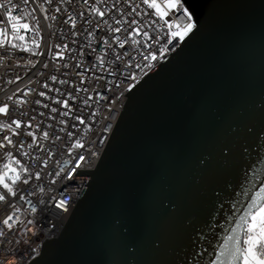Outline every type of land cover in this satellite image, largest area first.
Here are the masks:
<instances>
[{
	"label": "water",
	"instance_id": "water-1",
	"mask_svg": "<svg viewBox=\"0 0 264 264\" xmlns=\"http://www.w3.org/2000/svg\"><path fill=\"white\" fill-rule=\"evenodd\" d=\"M189 4L196 27L127 93L85 190L29 264L214 259L249 199L251 184L236 186L246 127L264 124V0Z\"/></svg>",
	"mask_w": 264,
	"mask_h": 264
},
{
	"label": "built area",
	"instance_id": "built-area-1",
	"mask_svg": "<svg viewBox=\"0 0 264 264\" xmlns=\"http://www.w3.org/2000/svg\"><path fill=\"white\" fill-rule=\"evenodd\" d=\"M13 3L21 5L15 14L30 27L19 33L23 41H12L17 48L0 43V107L8 108L6 114L0 113V140L5 135L12 140L7 149L0 148V172L10 162L6 151L12 153L11 161H21L16 166L20 180L8 181L15 195L0 200V264H29L42 243L59 233L85 190L88 180L82 174L95 168L127 93L181 41L177 38L169 45L172 50L160 56V48L168 44V28L142 9H137L141 15L133 13L141 0ZM99 11L105 13L103 18ZM133 19L136 24L129 26ZM168 19L181 27L186 23L182 15ZM0 29L11 40L7 24H0ZM149 53L157 56L151 69L145 66ZM11 120L21 123L23 132L18 136L4 130ZM29 131L35 140L27 136ZM4 195L0 188V196ZM9 216L11 228L3 224Z\"/></svg>",
	"mask_w": 264,
	"mask_h": 264
},
{
	"label": "snow or ice",
	"instance_id": "snow-or-ice-1",
	"mask_svg": "<svg viewBox=\"0 0 264 264\" xmlns=\"http://www.w3.org/2000/svg\"><path fill=\"white\" fill-rule=\"evenodd\" d=\"M124 2H126V0H124ZM22 3L26 5L28 0H22ZM113 7H118V3L114 4ZM261 7H264V5ZM20 8L21 5L13 3V0H2V2H0V9H3L2 16H0V24L6 23L12 33L11 40H8L7 33L3 29H0V37L5 38V40L0 41V43H10L13 49L17 48V45L12 43V41L17 39L23 41L25 37L19 35V33L21 30L27 32L30 27L28 23L22 22V16L15 14ZM137 9H142L146 16L155 17L158 21L163 22V24L167 26L168 44L160 48L159 54L161 57H164L166 52L172 50L169 45L173 44L177 38L183 41L196 27V24L193 23L195 16L194 4L190 5L189 0H141V3L136 5V8L133 9L135 15H141V11H137ZM98 15L103 18L105 13L99 11ZM180 15L186 20V23L182 27L174 24V22H170L168 19L169 16H176L178 19ZM116 23L119 24L120 21L117 20ZM128 23L129 26L134 25L136 24V20L133 19ZM114 30L119 32L121 29L116 28ZM143 35L147 36L148 33L145 31ZM154 39L159 41L158 36ZM104 43L107 44V41ZM33 44L39 47L35 41H33ZM120 46L123 48L124 44L121 43ZM28 50L27 48L23 49V51ZM93 51H95V49H93ZM117 59H119V57H117ZM146 59L149 63L145 66L151 69L153 67L151 61L157 60V56L149 53ZM53 79H55V77H53ZM40 95L43 96L44 93L41 92ZM37 103H39V101H37ZM64 106L67 107V104ZM52 111L56 112L57 109L53 108ZM7 112L8 108L6 105L0 107V113L6 114ZM65 115H67V113H65ZM10 123L11 126H14L15 131H13L11 126L4 125L5 131L12 132L14 136H18L23 132L20 122L11 120ZM81 123H83V121H81ZM246 133L247 139L240 145V157L243 163L241 171L237 176L236 186L243 187L245 181L251 184V188L248 189L249 199L245 206L240 209V215L234 218L233 226L221 238L222 242L218 241L217 244L212 245L213 251L211 255L214 256V259H210L208 264H264V152L257 151V142L264 139V124L260 125L258 130L254 126H247ZM43 135L46 139L49 133L45 132ZM27 136L32 137L33 140L36 139L31 131L27 132ZM11 144L12 140L7 135L3 136L2 140H0V148L7 149ZM227 151L228 155L231 156L232 150L228 149ZM6 155L9 157L10 162L4 163L3 168L5 171L0 172V188L5 191V195L0 196V200H4L8 194L15 195L14 189L10 186L8 181L15 184L20 180V175L16 166H19L21 161L19 159L11 161V152L6 151ZM84 159L83 156L80 157L81 161ZM250 172L252 173L251 180L249 179ZM68 178L72 179L71 174H69ZM253 180H259V184L252 183ZM23 182L25 184L28 183L27 180ZM22 198L23 197H21V199ZM57 207H60V205H57ZM11 219L12 217L9 216L3 221V224L8 228L12 227L10 224ZM29 223H32V221H29ZM192 243L194 244L195 241H192ZM10 264H14V262H10ZM181 264H187V260L181 261Z\"/></svg>",
	"mask_w": 264,
	"mask_h": 264
}]
</instances>
